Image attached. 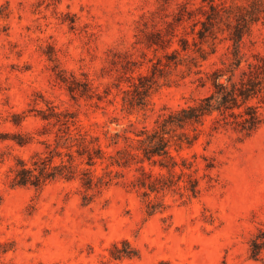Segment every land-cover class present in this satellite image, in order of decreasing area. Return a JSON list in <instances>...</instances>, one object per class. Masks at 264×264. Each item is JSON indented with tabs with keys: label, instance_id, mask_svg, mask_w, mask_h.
<instances>
[{
	"label": "rangeland",
	"instance_id": "374dc122",
	"mask_svg": "<svg viewBox=\"0 0 264 264\" xmlns=\"http://www.w3.org/2000/svg\"><path fill=\"white\" fill-rule=\"evenodd\" d=\"M156 7L157 0H0V134H30L40 127L34 111L20 126L9 121L12 113L32 109L35 100L38 107L45 106L44 99L75 112L86 127L98 123L93 128L102 135L104 129L121 130L129 120L151 126L162 109L205 94L186 67L169 68L157 78L149 108L128 114L116 88L100 101L73 99L56 80L46 54L52 49L60 74L85 73L102 94L115 79L100 76L109 50H132L141 57L144 49L133 48L137 21ZM223 36L218 33L211 61L227 58ZM251 49L264 51V21L246 38L243 51ZM145 62L144 69L150 66ZM207 139L202 135L183 154L221 159L213 170L214 187L191 200L169 194L170 208L152 216L136 193L120 185H111L89 205L82 204L76 182L57 180L39 191L11 188L7 174L14 155L27 159L41 146L0 142V264H264L248 256V240L264 221V125L244 140L232 131L214 134L209 144ZM121 240L139 255L112 258L110 248Z\"/></svg>",
	"mask_w": 264,
	"mask_h": 264
},
{
	"label": "trees",
	"instance_id": "16d2710c",
	"mask_svg": "<svg viewBox=\"0 0 264 264\" xmlns=\"http://www.w3.org/2000/svg\"><path fill=\"white\" fill-rule=\"evenodd\" d=\"M173 3L176 9L169 10ZM263 21L264 0H157L156 9L137 21L133 48L144 49L141 57L132 50H109L100 76L115 79L102 94L85 73L60 74L53 49L48 51L56 80L71 98L100 101L116 88L128 114L149 108L157 78L169 68L186 67L197 88L206 93L179 108L162 109L151 126L138 127L129 120L121 130L104 129L102 135L93 128L98 123L86 127L75 112L44 99L45 106L38 107L35 100L32 109L12 113L9 121L20 126L27 112L34 111L42 121L40 127L30 134H0V142L41 146L27 159L14 155L9 186L39 191L57 180L76 182L82 204L89 205L111 185H120L136 193L147 216L166 212L169 194L187 200L199 197L203 189L214 187L213 170L221 159L195 152L189 157L183 151L193 148L204 134L207 144L223 131L244 140L264 125V51H243L253 26ZM218 33L224 34L227 58L216 62L210 59L217 52ZM145 61L150 66L144 69ZM109 252L114 259L139 255L127 240L115 242ZM248 256L264 261V221L248 240Z\"/></svg>",
	"mask_w": 264,
	"mask_h": 264
}]
</instances>
